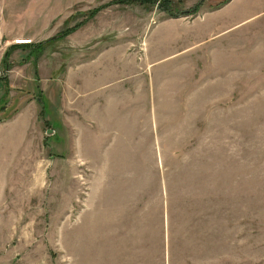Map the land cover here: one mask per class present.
<instances>
[{
    "label": "rangeland",
    "instance_id": "374dc122",
    "mask_svg": "<svg viewBox=\"0 0 264 264\" xmlns=\"http://www.w3.org/2000/svg\"><path fill=\"white\" fill-rule=\"evenodd\" d=\"M0 264H264V0H0Z\"/></svg>",
    "mask_w": 264,
    "mask_h": 264
},
{
    "label": "trees",
    "instance_id": "16d2710c",
    "mask_svg": "<svg viewBox=\"0 0 264 264\" xmlns=\"http://www.w3.org/2000/svg\"><path fill=\"white\" fill-rule=\"evenodd\" d=\"M193 11H196V8L191 10V12H193ZM7 55H8V54H7Z\"/></svg>",
    "mask_w": 264,
    "mask_h": 264
},
{
    "label": "water",
    "instance_id": "95a60500",
    "mask_svg": "<svg viewBox=\"0 0 264 264\" xmlns=\"http://www.w3.org/2000/svg\"><path fill=\"white\" fill-rule=\"evenodd\" d=\"M48 132L50 133L51 131L49 130Z\"/></svg>",
    "mask_w": 264,
    "mask_h": 264
}]
</instances>
